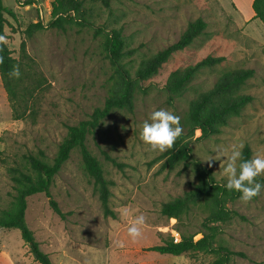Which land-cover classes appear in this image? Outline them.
Instances as JSON below:
<instances>
[{"label":"rangeland","instance_id":"obj_1","mask_svg":"<svg viewBox=\"0 0 264 264\" xmlns=\"http://www.w3.org/2000/svg\"><path fill=\"white\" fill-rule=\"evenodd\" d=\"M51 1L2 0L14 15L4 14L9 23L3 26L4 41L12 56H18L21 31L29 23H47ZM84 4L91 25H71L66 31L44 28L25 40L27 53L46 78L44 89L36 95L34 120L12 118L0 82V159L11 163L21 153L38 148L51 158L66 126L86 118L102 104L111 66L101 50L99 35L93 31L95 27L120 29L126 48L132 51L124 61L133 73L141 57L176 41L196 17L206 26L190 45L174 52L156 74L143 81L142 89L135 91L131 111H112L86 137L87 148L111 181L108 203L115 217L103 214L92 180L74 149L49 189L62 215L50 208L43 193H34L26 198L25 222L53 264H138L134 251H148L145 258L153 259L151 264H213L215 255L210 253L170 255L146 250L169 238L171 230L194 233L197 239L204 230L201 220L205 212L199 205L179 219L159 212L161 202L192 187L195 170L188 161L172 168L162 165V152L139 138V126L151 111L163 108L180 117L184 130L190 99L211 87L222 70L250 67L253 75L240 91L250 93L251 101L219 133L201 138L195 129L188 144L192 157L209 168L220 183H225L223 162L213 161L210 167L203 161L215 155L214 148L230 152L233 147L247 145L251 158L264 155V26L252 17L251 0H110L108 7L100 0H85ZM207 55L224 59L200 69L181 96L169 99L164 89L169 73ZM11 191L0 163V207L7 205ZM229 207L238 214L217 223L216 235L218 242L234 252L227 264H264V187L251 200L237 197ZM124 208L146 217L142 236L135 242L127 235L132 216H123ZM0 249L8 252H0V264H20L19 258L30 253L16 228L0 229ZM145 258L142 255L139 260Z\"/></svg>","mask_w":264,"mask_h":264},{"label":"trees","instance_id":"obj_2","mask_svg":"<svg viewBox=\"0 0 264 264\" xmlns=\"http://www.w3.org/2000/svg\"><path fill=\"white\" fill-rule=\"evenodd\" d=\"M105 7L110 0H100ZM85 0H52L50 18L46 24L40 20L29 23L22 31L19 42L18 56H12V50L4 41L3 26L8 24L4 14L13 17V11L0 0V82L5 91L13 119L30 118L34 120L36 95L44 89L46 78L37 69L34 59L27 53L25 40L34 32L44 28H55L66 31L71 25H91L88 19V8ZM252 17L258 18L264 26V0H251ZM206 22L201 17L190 21L181 32L178 39L156 52L141 57L133 71L130 72L124 58L132 52L128 50L119 28L95 27L94 33L100 37V47L111 66L109 85L101 105L96 106L86 118L75 124L66 126L65 135L58 142L56 151L48 158L43 149L27 151L20 154L11 163L0 159L10 180V200L6 206L0 207V229L16 228L21 238L28 246V251L37 264H53L48 253L41 250L35 240L32 230L25 222L26 198L34 193H43L50 208L62 215L56 201L50 193V185L54 175L69 157L72 150L77 149L82 162V168L92 180L94 191L102 206L103 214L115 217L109 207L110 184L103 173L99 160L86 146V137L112 111L117 109L131 111L134 94L142 89V83L156 74L162 64L176 51L190 45L195 38L203 33ZM223 56L207 55L183 68L172 70L164 84L169 99L181 96L195 74L204 67L219 64ZM19 68L20 75H12L14 67ZM253 75V69L231 68L222 70L216 81L206 90H202L189 100L186 112L185 129L176 139L171 148L160 154L164 158L162 165L172 168L180 161L189 162L195 170V182L192 187L181 194L160 204L159 212L166 217L179 219L192 206L199 205L205 215L201 220L203 231L194 239V233H181L180 240L173 242L172 238L147 248L163 254L179 255L182 253L205 252L215 255L213 264H227L234 253L226 245L217 241L219 222L227 221L238 213L229 204L240 196L238 192L228 191L224 183L217 181L209 168L194 159L190 153L189 142L195 129H199L198 137H209L219 133L223 126L233 116H238L244 106L251 101L252 95L240 91L242 85ZM242 158H251V150L245 145ZM261 184L264 175L256 178ZM254 198V197H253Z\"/></svg>","mask_w":264,"mask_h":264},{"label":"clouds","instance_id":"obj_3","mask_svg":"<svg viewBox=\"0 0 264 264\" xmlns=\"http://www.w3.org/2000/svg\"><path fill=\"white\" fill-rule=\"evenodd\" d=\"M2 60V58H0ZM12 75L19 76V68L14 67ZM182 134L180 117L166 109L151 111L147 119L139 126V138L150 148L161 152L171 148L176 139ZM242 145L233 147L230 152L223 147L213 149L207 161L211 167L213 161L223 162L222 174L225 177L223 187L228 191L238 192L242 201H249L259 194L262 185L256 178L264 175V155H256L249 159L242 158ZM221 157L223 159L221 160ZM122 215L132 216L127 227V235L135 242L142 236V226L146 223L144 214L134 215L128 208H124Z\"/></svg>","mask_w":264,"mask_h":264},{"label":"crops","instance_id":"obj_4","mask_svg":"<svg viewBox=\"0 0 264 264\" xmlns=\"http://www.w3.org/2000/svg\"><path fill=\"white\" fill-rule=\"evenodd\" d=\"M253 13V12H252ZM146 250H148V249H146ZM0 252L2 253L3 252V254H7L8 255V252L6 251V250H3V249H0ZM134 252H136L135 254H132L133 255V257H136L135 259H136V263H138V264H151V262H152V260L153 259H150V258H145V256H146V253L148 252V251H146V252H140V251H134ZM140 252V253H139ZM141 254V255H140ZM136 255V256H135ZM143 255V257L145 258V259H141V260H139V257H141ZM139 256V257H138ZM23 257V259L25 260H23V259H21V258H19V263L20 264H22L23 262H27V263H31V262H34L35 264H37L33 259H32V256H31V254L29 253L28 255H26V256H22Z\"/></svg>","mask_w":264,"mask_h":264},{"label":"built area","instance_id":"obj_5","mask_svg":"<svg viewBox=\"0 0 264 264\" xmlns=\"http://www.w3.org/2000/svg\"><path fill=\"white\" fill-rule=\"evenodd\" d=\"M170 236H171L173 242H177V241L180 240V234L176 230H171L170 231Z\"/></svg>","mask_w":264,"mask_h":264}]
</instances>
